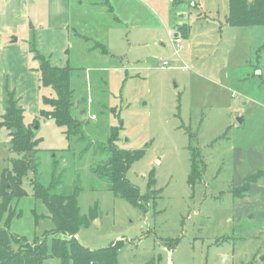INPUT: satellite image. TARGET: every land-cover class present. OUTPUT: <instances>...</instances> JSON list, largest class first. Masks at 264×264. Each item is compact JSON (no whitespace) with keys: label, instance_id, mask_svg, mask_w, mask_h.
<instances>
[{"label":"rangeland","instance_id":"374dc122","mask_svg":"<svg viewBox=\"0 0 264 264\" xmlns=\"http://www.w3.org/2000/svg\"><path fill=\"white\" fill-rule=\"evenodd\" d=\"M131 1L114 9L121 21L114 15L112 24L104 25L97 40L105 52L68 31L10 39L27 50V67L38 76L25 73L14 79L1 73L0 121L6 81L21 104L19 85L36 90L39 80L36 110L44 108V96L53 97L40 84L39 63L29 45L34 37L53 66L69 62L73 67L76 99L88 109L75 111L86 124L85 139L70 143L64 128L40 113L31 115V105L29 110L21 105L27 124L39 122L42 142L37 173L24 184L29 197L12 205L15 213L23 209L24 214L12 220L11 234L43 237L53 229L45 205L33 197L32 182L38 175L48 186L54 174L61 189L71 191L75 183L83 188L78 202L89 224L77 234L80 243L91 250L119 243L117 264H264V26L227 24L229 0H133L127 9ZM184 24L191 26L187 38L177 30ZM90 73L95 76L87 85ZM121 126L118 147L145 152L127 180L145 196L154 171V189L160 190L157 204L150 200L146 211L116 197L108 182L92 172L108 159L103 148L112 129ZM0 138L1 176L8 160L18 156L3 128ZM193 150L207 168L195 189L188 184ZM252 175V189L235 197L234 189ZM174 239L178 242H166Z\"/></svg>","mask_w":264,"mask_h":264},{"label":"trees","instance_id":"16d2710c","mask_svg":"<svg viewBox=\"0 0 264 264\" xmlns=\"http://www.w3.org/2000/svg\"><path fill=\"white\" fill-rule=\"evenodd\" d=\"M226 21L232 27L264 26V0H229V14ZM177 30L181 32L183 38H187L190 35L191 26L184 24L182 27L178 26ZM29 45L33 59L39 63L37 70L40 74V84L53 92V97H43L44 108L40 110V116L64 128L70 143H73L77 137L84 140L85 122L78 118L75 111L85 114L88 109L83 110V100L76 99V93L72 87L75 70L69 62L63 67L53 66L51 58L46 57L39 50L37 37H34ZM99 46L105 52V46L98 43ZM106 85L102 83V91L105 94H107ZM92 107L94 108V105ZM105 107L108 108L107 103ZM3 110L0 128L7 131L10 150L18 157L8 160V167L0 176V221L3 222V226L0 227V264H58L57 261L60 264H117L122 249L119 243H112L108 247L96 250H91L80 243L77 234L83 226L89 224L88 218L81 213L78 202L83 188L81 184L75 183L77 185H74L71 191L61 189L59 184L61 181H56L54 174L48 186L39 182L38 175L32 182L33 197L45 205L49 214L47 218L51 219L53 229L46 232L43 237L11 234L12 220L24 214L23 209L15 213L12 205L29 197L24 184L27 181L26 178L29 179L30 175L37 173L39 168L37 156L41 152L42 139L37 137L39 122L34 120L33 123H26V111L21 106L16 91L9 88L8 81L4 85ZM96 118V114L93 113L92 119ZM120 128L122 126L112 129L108 143L103 148L109 155L108 159L95 165L92 172L108 182V189L116 197L125 199L132 206L146 211L148 202L154 199L153 204L156 205L160 197V195L156 196L160 190L154 189L155 174L154 171L150 173L147 185L149 191L145 196H141L139 189L129 182L126 176L131 167L144 157L145 152L120 149L117 145ZM71 147L58 152L70 151ZM99 152L103 153L102 150ZM51 155H55L52 158H56L58 153ZM56 163L55 161V165ZM206 170V165L202 163L199 153L193 150L188 177V184L192 189L202 183ZM253 176L255 175L247 177L244 180L245 184L234 189L235 197H242L252 189V184L256 182L252 179ZM262 176H264V170L260 171V177ZM59 179L61 180V177ZM153 191L155 194H151ZM34 216L37 220L40 218L35 211ZM49 236H53L50 244ZM166 242L172 245L177 243L178 239ZM13 243L17 245V250L13 247ZM146 264L156 263L151 260Z\"/></svg>","mask_w":264,"mask_h":264},{"label":"crops","instance_id":"0c3cea01","mask_svg":"<svg viewBox=\"0 0 264 264\" xmlns=\"http://www.w3.org/2000/svg\"><path fill=\"white\" fill-rule=\"evenodd\" d=\"M122 2L123 0H1L0 94L2 91L1 73L8 72L14 79L25 73L38 76L37 73L31 74L27 67V50L24 47L11 45L10 39L18 37L20 40V37H24L30 32L36 34L37 31L40 37L44 33L50 37L56 32L68 31V33L76 34L81 40L93 43L97 47L96 43L99 42L97 39L103 37L104 25L112 24L113 16L116 15L114 9L121 7ZM130 3L127 9L132 6L133 0ZM116 19H118L117 15ZM118 21L121 20L118 19ZM39 42L40 39L38 40V45ZM40 50L43 52L41 48ZM76 72L79 71L77 70ZM91 75L95 76L91 73L89 76L87 74L85 81L87 85H91ZM78 76H80L79 73L76 77V83ZM102 76L96 75V78H101ZM87 85L86 89L88 88ZM19 86L21 94L24 95L23 99L21 97V105L24 104L28 110L31 105V112L29 111L31 115L40 113L39 108L36 110L39 80L35 86L36 90L35 88L32 90V87L27 83H22ZM88 92L87 89L86 94ZM90 102L89 104H91ZM88 106L92 107L93 105ZM3 139L0 138L1 143H3Z\"/></svg>","mask_w":264,"mask_h":264},{"label":"water","instance_id":"95a60500","mask_svg":"<svg viewBox=\"0 0 264 264\" xmlns=\"http://www.w3.org/2000/svg\"><path fill=\"white\" fill-rule=\"evenodd\" d=\"M243 121V118L242 119H239V122L241 123Z\"/></svg>","mask_w":264,"mask_h":264}]
</instances>
